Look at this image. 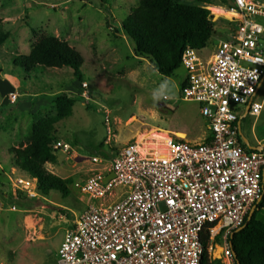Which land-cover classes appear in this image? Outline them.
I'll list each match as a JSON object with an SVG mask.
<instances>
[{
    "label": "rangeland",
    "instance_id": "obj_1",
    "mask_svg": "<svg viewBox=\"0 0 264 264\" xmlns=\"http://www.w3.org/2000/svg\"><path fill=\"white\" fill-rule=\"evenodd\" d=\"M138 2L0 0V25L8 35L0 49V264H57V251L64 235L84 212L81 188L90 169L109 166L110 158L104 155L111 157L125 145L137 143L140 135L153 131L180 130L186 132L188 141L199 143L196 136L203 132L199 106L183 101L180 93L185 70L180 67L170 78L159 75L147 60L134 57L133 44L121 32L122 21ZM208 11L215 34L207 47L198 52L204 62L213 54L218 40L224 39L221 31L229 28L226 21L216 19V15ZM234 14L233 22L240 21L239 15ZM254 21L264 30V18ZM33 33L53 35L68 42L79 54L83 61L82 83L88 86L89 100L79 99V83L68 68L30 67V72L25 73L14 66L16 57L29 52L35 38ZM11 93L16 94L17 102L3 103L5 96ZM59 93L79 99L71 116L55 126L56 139L68 144L77 155L68 156L54 150L57 162L45 168L54 176L70 181L69 194L51 192L43 197L33 182L31 190L37 196L31 198L18 183L30 179L13 168L14 157L10 151L27 143L35 122L54 114L50 99ZM7 100L10 101L9 96ZM253 102L263 104L261 116L256 121L248 116L243 127L255 121L259 134L264 132V80ZM104 110L108 111L113 135L109 146L104 143L107 137ZM160 151L163 150L159 148L156 153ZM92 158L100 163L92 164ZM19 191L26 197L19 196ZM217 255H221L220 248L213 251L215 259Z\"/></svg>",
    "mask_w": 264,
    "mask_h": 264
},
{
    "label": "built area",
    "instance_id": "obj_2",
    "mask_svg": "<svg viewBox=\"0 0 264 264\" xmlns=\"http://www.w3.org/2000/svg\"><path fill=\"white\" fill-rule=\"evenodd\" d=\"M231 1L241 20L210 58L202 61L189 47L181 55L182 100L199 106L210 139L194 144L167 135L162 154L143 155L135 141L113 152L109 166L84 182L85 209L64 235L57 264H236L229 237L261 198L264 148L242 145L233 107L250 105L253 118L263 109L253 98L264 76V30L254 21L264 18V3ZM87 87L84 82L80 88L86 101ZM9 99L13 103L17 96ZM103 113L109 146L113 135L108 111ZM53 150L77 155L65 143H55ZM110 174L114 178L104 184ZM33 182L18 181L36 198ZM212 224L210 240L219 227L223 246L220 257L205 262L202 234Z\"/></svg>",
    "mask_w": 264,
    "mask_h": 264
},
{
    "label": "trees",
    "instance_id": "obj_3",
    "mask_svg": "<svg viewBox=\"0 0 264 264\" xmlns=\"http://www.w3.org/2000/svg\"><path fill=\"white\" fill-rule=\"evenodd\" d=\"M210 5L211 3L203 1L186 3L182 0H139L138 5L122 21L121 32L133 44L134 57L147 60L159 75L170 78L181 67V55L186 48L199 52L207 47L214 36V23L207 10ZM106 24L109 26V21ZM33 36L35 38L29 52L26 56L16 57L14 66L20 67L25 73L30 72V67L68 68L73 71L81 93L83 76L80 68L83 61L79 54L68 42L53 35L33 33ZM7 40L8 35L0 25V49ZM79 99L84 101L81 97ZM79 99L64 93L51 97L54 114L35 122L27 143L10 151L14 157L13 168L36 181L40 196L47 197L51 192H58L63 196L69 194L67 187L70 181L49 173L45 165L56 164L53 145L60 141L56 139L55 126L71 116L72 108ZM104 156L110 158L108 160L113 157ZM18 195L26 197L20 191ZM261 209H264V194L248 222L247 214L243 229L232 238L229 237L236 264H264V222L257 218ZM213 227L214 224L208 225L202 234L205 262L209 247L222 245V233L211 243L209 231ZM212 263L219 264V261Z\"/></svg>",
    "mask_w": 264,
    "mask_h": 264
},
{
    "label": "crops",
    "instance_id": "obj_4",
    "mask_svg": "<svg viewBox=\"0 0 264 264\" xmlns=\"http://www.w3.org/2000/svg\"><path fill=\"white\" fill-rule=\"evenodd\" d=\"M210 1H211L210 2L211 5L207 7V10H211V8H212V9H215V10H218L219 12H221L220 14L216 15V17H217L216 19H222L223 21H226L224 23L229 27L228 29H226L224 31H221L222 32L221 35L223 36L224 39H226L232 33V30L234 29V27H236V22H237V21L233 22V19L231 20V18L227 17L229 14H231L230 12L232 11V1L231 0H214V1L210 0ZM219 40H218V42H219ZM218 42H217V44H218ZM185 77H186V74H185ZM185 77L183 79V82L185 80ZM263 80H264V76L261 78V80L259 82V85L256 88L254 97L257 95V92L260 89V87H261V85L263 83ZM183 82L181 83V86H182ZM15 86H16V84H15ZM11 95H16V94L11 93V94H9L7 96L10 97ZM7 96H5L6 99L2 100L3 103L9 102V104H14L18 100V98H17L16 101L12 103V102L7 100ZM2 102H1V104H2ZM233 109L235 110L236 115L238 117L236 125L239 128V136H240V140H241L242 145L248 150H259L260 148H263V146H264V132H260L259 134H257L256 130H255L256 126L254 127L256 119L259 118L261 116V114H260L259 117L254 118L255 121L253 123L247 124L245 127H243V124H245L244 120L249 116L248 113H247V106L242 108L241 113H239V111H238L240 109V107H233ZM199 115H200V112H199ZM200 117H201V115H200ZM202 122H203V132H201V134H199V136H196V139H197L196 141H199V143L194 142V141H188L187 140L188 135L186 134V132H183V131H180V130H177V131L163 130V132H167L168 135H171V136H174V137H179V139L185 140V141L190 142V143L201 144V143H204V142L208 141L210 139V136H211L210 133L207 130V125H206V122L203 120V118H202ZM176 134L179 135V136H177ZM189 135L191 137H193L191 134H189ZM95 171H98V170L90 169V175H91V172H95ZM263 179H264V169L262 171V189L263 190H262L261 198H262V196L264 194V181H263ZM261 198H260V200H261ZM260 200L257 202V204L260 202ZM255 205H256V203H255ZM255 205H253V207ZM256 207H257V205H256ZM256 207H255V210H256ZM258 215H260V218L258 217ZM257 218L259 220H261V221L264 219V209H261V210L258 211ZM218 229H219V227L215 228L214 235L211 237V240H210L211 243L213 242L215 237L219 234L218 233ZM220 242H221V244L223 246L222 239H220ZM221 247L220 246H216L215 250L218 249V248L222 249ZM208 257H209V259L210 258L211 259H215L216 256H213V252H212V253H208ZM217 257H220V255H217Z\"/></svg>",
    "mask_w": 264,
    "mask_h": 264
},
{
    "label": "bare ground",
    "instance_id": "obj_5",
    "mask_svg": "<svg viewBox=\"0 0 264 264\" xmlns=\"http://www.w3.org/2000/svg\"><path fill=\"white\" fill-rule=\"evenodd\" d=\"M211 11H212V14H214V15H218L221 13L218 10H215L212 8H211ZM230 13L231 14H229L228 16L226 15V16L231 18V19H232V17H235V14H234L235 12L231 11ZM166 134L167 133H165L163 131H161V132H154L153 131V132H150L148 135H140L137 138V145L140 149V152L143 155H146L149 151H154L156 153L159 150V148H161L163 150V139L165 137L167 138ZM177 136H179V135H177ZM148 141H151V143H148ZM152 141L154 142L153 144H152ZM143 151L146 153H144ZM160 153L162 154L163 151H160L159 154Z\"/></svg>",
    "mask_w": 264,
    "mask_h": 264
},
{
    "label": "water",
    "instance_id": "obj_6",
    "mask_svg": "<svg viewBox=\"0 0 264 264\" xmlns=\"http://www.w3.org/2000/svg\"><path fill=\"white\" fill-rule=\"evenodd\" d=\"M163 106V105H162ZM249 106L250 105H247V112H248V110H249ZM263 148H264V146H263ZM260 150V149H259ZM259 150H257V151H259ZM253 151H255V150H253ZM114 178V175L113 174H110L109 176H107L104 180H103V183L104 184H106L109 180H111V179H113ZM263 181H264V179H263ZM256 205H257V203H256ZM256 205L249 211V213H248V218H247V222L251 219V217H252V215H253V212H254V210H255V207H256ZM241 229H243V227L242 228H240L238 231H236L235 233H233L232 234V236H231V238L233 237V235L234 234H236V233H238ZM230 246H231V244H230ZM233 252V251H232ZM233 255H234V252H233ZM234 257H235V255H234Z\"/></svg>",
    "mask_w": 264,
    "mask_h": 264
}]
</instances>
